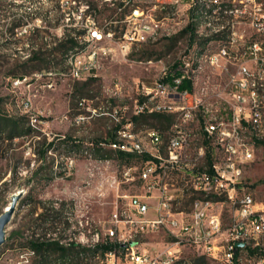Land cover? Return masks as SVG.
<instances>
[{"label": "built area", "instance_id": "built-area-1", "mask_svg": "<svg viewBox=\"0 0 264 264\" xmlns=\"http://www.w3.org/2000/svg\"><path fill=\"white\" fill-rule=\"evenodd\" d=\"M102 1L112 7H118L122 2L124 8L135 2ZM169 1L173 3V0ZM238 1L237 6L223 0L214 3V6H221V13L213 14L211 20L210 34L224 36L225 42L216 51H211L208 66L225 64L234 67L222 92H216L207 84L194 86L190 49L185 50L171 66L163 65L159 72L182 69L183 64H190L191 72H183V77L173 81L154 80L150 85L142 83L141 86L138 83V97L132 109L129 105L95 108L85 100L80 102V109L87 113L74 116L78 125L94 117L109 118L114 122L115 141L101 145L114 146L121 159V153L125 155L124 159H141L140 166H124L121 181L113 177L112 183L131 185L136 181L142 182L143 193L118 196L121 204L112 215L105 239L99 231L89 236V219L84 214L75 216V221H68L66 211L67 224L49 233L47 240H40V235L31 240L62 244L65 249L115 245L113 251L97 257L100 264H165V261L183 264L181 255L184 248H194L199 255L215 260L204 264H235L236 261L239 264H264V204L259 206L242 185L246 169L255 162L258 143L264 141V6L258 0ZM194 3L195 0H191L186 4V9L192 13L187 26L194 22ZM219 16L228 18V21L221 23ZM232 16L233 20L230 19ZM61 17L59 29L79 32V35H72L78 45L87 44L91 38L109 40L108 48L90 56L92 62L109 58L116 51L126 59L130 41H137L140 45L150 39L145 22L156 21L166 38H170L171 26H174L169 24L168 18L157 20L152 9L133 6L122 20L110 22V25L124 24L120 35H127V42L110 44V37H116V32L97 21L88 0L63 2ZM9 26L13 27L12 24ZM31 28L32 24H20L16 30L27 32ZM254 35H262V42H254ZM240 48L242 53L233 56L232 51L239 52ZM99 71L85 70L79 63V57H71L68 68L63 71H47L34 76L37 81L47 78L46 86L53 88L55 77L85 81L97 78ZM30 78H13V81L17 83L18 79H25L28 82ZM186 83H190L191 90L184 88ZM121 89L117 84L115 90ZM31 110L32 101L26 106V111L34 116L33 126H36L38 117ZM130 110L132 118L127 117ZM155 115L172 119L168 131L155 128L136 131L134 119ZM234 143H241V151H234ZM89 162L92 167L88 175L91 178V171L100 169L102 165L93 156ZM75 163L76 159L69 156L67 176L72 175ZM179 180L186 181L191 193L189 210L177 206L182 199L178 194ZM224 206L231 208L228 227L224 224ZM52 207L59 211L60 204L55 202ZM74 229H81L85 242L77 241ZM159 233L168 238L162 251L142 247L146 244L142 241L144 238ZM219 239V243H224L223 259L226 262H218L221 259ZM251 250L256 253L251 254ZM35 254H38L36 250ZM88 260L87 257L81 263L87 264Z\"/></svg>", "mask_w": 264, "mask_h": 264}, {"label": "rangeland", "instance_id": "rangeland-1", "mask_svg": "<svg viewBox=\"0 0 264 264\" xmlns=\"http://www.w3.org/2000/svg\"><path fill=\"white\" fill-rule=\"evenodd\" d=\"M67 1L0 0L1 109L8 116L24 117L26 127L31 129L30 134L14 139H7L6 134L0 136V215L11 205L14 195L23 194L6 228V241L0 248V264H76L71 257L59 258L56 253H50L47 259L38 254L34 255L31 253L34 249L29 247V241L35 238V235H40V240H46L49 233L67 224L66 211L74 220L75 216L84 214L89 219V236L92 232L99 231L105 239L112 215L117 205L121 204L118 196L125 193H143V183L139 181L131 185L112 183L113 177L121 181V170H124V166H140L141 159H121L113 147L98 144L114 135V122L109 118L94 117L89 122L78 125L74 116L87 113L86 110L80 109L82 100L95 108L129 105L132 109L134 100L138 97V83L140 86L142 83L152 84L160 76V68L177 62L185 50L191 49L192 56L207 48L216 51L219 45L225 42L224 36L210 34L212 27H206L203 19L193 23L200 25L203 34H210V37L195 33V41L190 42L188 33L184 31L189 20H192V13L186 9L190 0H182L179 6L171 5L169 0H135L125 8L122 2H119L118 7H112L102 0H88L95 10L97 21L116 32L114 42L121 36L124 24L110 25V22L122 20L133 6L144 10L152 9L157 20L168 18L169 24L174 25L171 26L170 38L162 36V29H157L153 38L134 46L126 59L116 51L109 58L100 60L97 78L78 81L55 77L54 87L48 88L47 78L37 81L34 75L53 70L63 71L68 68V58L84 47V44L78 45L69 51L71 44L67 42L65 35L78 32L59 29L62 24L63 2ZM223 1L230 2L233 6L239 4L238 0ZM258 1L264 6V0ZM219 2L221 0L197 3L194 9L195 17L203 6H209L214 14H220L221 6H214V3ZM219 17L221 23L228 21V18ZM233 18L232 16L230 19ZM179 22L181 24H177ZM10 24L13 27H10ZM20 24H32V28L27 32L16 30L15 26ZM256 37L258 35H254V38ZM242 50L240 48L239 52L232 51V55H240ZM36 51L40 53L39 58L28 61ZM208 65L204 63L201 70L193 75L197 78L196 86L207 84L220 93L234 67L225 64L216 67ZM25 76L31 77L28 82H25V79H18L17 83L13 81V78ZM117 84L122 87L121 91L115 90ZM184 88L191 90V85ZM31 101V112L38 117L36 126H33L34 116L26 111V106L31 104ZM127 117L132 118L131 110ZM134 123L136 131L155 128L166 132L171 126L167 120L161 121L151 116L134 119ZM64 136L70 138L72 147L63 139ZM75 141L82 142L81 148H76ZM50 143L53 145L49 146ZM43 153L44 157L41 156ZM100 155L109 157H95ZM69 156L76 159L71 176L66 174ZM90 156L102 165L100 169H94L96 174L93 178L88 175V170L92 167ZM242 185L252 194L259 206L264 204V141L258 145L255 162L246 169ZM177 186L180 188L178 194L182 196L181 204L177 206L189 210L192 197L186 181L179 180ZM55 202L60 204L59 211L52 208ZM230 210L229 206L223 207L225 227L231 224ZM142 241L146 243L143 248L162 251L168 238L164 233H159ZM219 242L220 239L217 244L221 250V259L218 262H226L223 259L224 243ZM89 251L95 250H88L86 258ZM97 257H102L100 251L91 256L87 263L100 264V258ZM181 257L184 262L199 264L215 261L199 255L194 248H184ZM81 260L82 258L79 262Z\"/></svg>", "mask_w": 264, "mask_h": 264}, {"label": "bare ground", "instance_id": "bare-ground-1", "mask_svg": "<svg viewBox=\"0 0 264 264\" xmlns=\"http://www.w3.org/2000/svg\"><path fill=\"white\" fill-rule=\"evenodd\" d=\"M191 1V0H190ZM182 2V0H173V3L171 5L179 6V4ZM204 3L206 0H195L194 3V9L196 7L197 3ZM61 10V9H60ZM199 13L196 14V17L194 18V21H198L199 19H203L205 22L206 27H212V18L214 11L210 9L209 6L202 8V10H198ZM40 20V19H38ZM194 25V24H193ZM196 26L195 33L203 36L202 30L199 28L200 25ZM145 29L149 31L150 33V38H153L158 29V25L156 21H148L145 22ZM204 36L210 37V34H205ZM114 37H110V44H113ZM118 42H127V35H121L115 42L114 44H118ZM254 42H262V35H258V37L254 38ZM137 45V41H130L127 45V55L130 54L134 46ZM83 46V45H82ZM109 47V40L108 39H100V38H91L88 40L87 44H84V47H82L78 52L72 54L68 60L71 59V57H79V63H81V66L85 70H99L100 69V60H90L91 55H98L100 53V50L103 48H108ZM77 50V49H76ZM211 51L209 48L202 50L198 54L196 52L194 55L191 56L193 58V67H192V80L194 82V86H196L195 79L196 76H193L197 74L201 68L202 65L209 64L211 62ZM68 60L66 61L67 66H68ZM182 70L183 72H191V65L190 64H183L182 65ZM183 77V73L180 75H169V70H167L164 73H161L160 76L156 80H165V81H173L174 79H179ZM76 120H78L76 118ZM114 148V146H111ZM234 151H241V143H234ZM128 167H136V165L133 166H128ZM94 170L91 171V178L95 176ZM89 183V182H88ZM67 219L68 221H75L73 216L67 212ZM74 236H77V241L78 242H85V234H81V229H74ZM47 240V239H46ZM58 246L63 247L64 245L58 244ZM98 247H91L88 249H79L81 251L80 253V258L85 259L86 258V252L88 250H97ZM32 254L35 255V250L31 252ZM39 257V256H38ZM62 261V260H61ZM29 264V263H25ZM60 264H68V262H60ZM165 264H173V261H165ZM183 264H193V262H184Z\"/></svg>", "mask_w": 264, "mask_h": 264}, {"label": "trees", "instance_id": "trees-1", "mask_svg": "<svg viewBox=\"0 0 264 264\" xmlns=\"http://www.w3.org/2000/svg\"><path fill=\"white\" fill-rule=\"evenodd\" d=\"M195 25H196L195 23L191 22L187 26V28L185 29V32L189 33L191 35L190 40L192 43L195 41V38H196V34H195L196 26ZM16 27L17 26H15V28ZM78 34H80V33L78 32L77 35ZM65 38H66L67 42H69L71 44V49L69 51L74 50L76 47H78V41L75 39L74 36H72L71 34H68V35H65ZM39 54L40 53H38L37 51L34 52L32 58H30L28 61H33L35 59H38ZM181 73H182V69H180V68L169 69V75H176L177 76V75H180ZM187 86H190V83H186L184 85V87H187ZM152 117L156 118L157 120H161V121L167 120L169 124L172 122L171 118L164 117L161 115H155ZM136 120H137V118H136ZM30 131H31V129L26 127V123L24 122V117L18 118V117H12V116H8V115L4 114L2 109H1V102H0V136L3 134H6L7 139H14L16 137H21V136H25L26 134H30ZM65 140H67L69 145H71V147H72L73 143L70 141V138L66 137ZM113 141H115L114 135L107 138L104 142H98V144H100V143L110 144ZM75 142L77 143L76 148L77 149L81 148L82 142H80V141H75ZM261 143H263V142H259L258 145H260ZM52 145H53V143L49 144V146H52ZM44 155H45V153H43L41 156L44 157ZM124 156L125 155L121 153V157L124 158ZM95 157L98 159H107L109 156L100 155L98 157L97 156H95ZM45 221H47V220L45 219ZM29 247L36 250V252L38 253L39 256H44L45 257L44 259H47L48 255L50 253H56V254H58L59 258L71 257L72 261H76L75 262L76 264H83V263L79 262L81 251L79 249H76L75 247H73L71 249H65L63 247L58 246V244L53 243V242L39 243L37 240H30L29 241ZM114 249H115V245H113V244H103L102 246L98 247L97 250L89 251L87 257L89 259L91 256H95L96 253L99 251H100L101 255H104L106 252L113 251ZM250 253L255 254L256 251L251 250ZM236 258H237V254H236ZM201 259H204V258L201 257ZM235 264H239V263H237V261H236Z\"/></svg>", "mask_w": 264, "mask_h": 264}, {"label": "water", "instance_id": "water-1", "mask_svg": "<svg viewBox=\"0 0 264 264\" xmlns=\"http://www.w3.org/2000/svg\"><path fill=\"white\" fill-rule=\"evenodd\" d=\"M23 196L22 193H18L13 196L11 205L0 215V248L6 241V228L11 222L12 216L15 212L18 200Z\"/></svg>", "mask_w": 264, "mask_h": 264}]
</instances>
